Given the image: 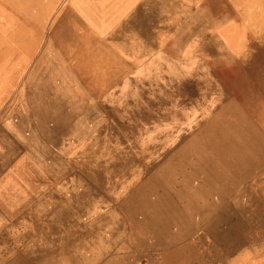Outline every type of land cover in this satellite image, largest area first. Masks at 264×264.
<instances>
[{"label":"rangeland","instance_id":"obj_1","mask_svg":"<svg viewBox=\"0 0 264 264\" xmlns=\"http://www.w3.org/2000/svg\"><path fill=\"white\" fill-rule=\"evenodd\" d=\"M25 107L0 264H264V0H0Z\"/></svg>","mask_w":264,"mask_h":264},{"label":"crops","instance_id":"obj_2","mask_svg":"<svg viewBox=\"0 0 264 264\" xmlns=\"http://www.w3.org/2000/svg\"><path fill=\"white\" fill-rule=\"evenodd\" d=\"M226 50H229L233 53L238 51L237 48H229L225 42V44H222L221 51L226 53ZM19 111H21L19 114H23L25 116V119H21L20 122L16 120V123H14L11 120L9 121L8 119L0 118V144L4 143L5 141L12 142L11 145L13 148L11 150L9 149L8 152H5L3 151L2 145H0V160L4 161L6 164L12 162V160L16 158V156L19 155L22 150H24V152L29 150V148L34 145L35 140L37 141L36 143H38V141H44L46 139V134H44L43 131L48 121L47 117H44L46 113L42 114V118H40V124L38 123L39 126L35 128L34 122L32 121L33 118H31L33 114L32 110L25 107L20 108ZM38 127L40 129H38ZM26 130L32 131L28 138L22 135V132ZM29 155H31V153H25V157L23 158L25 164H28L27 160L25 159ZM1 169L2 167H0V170Z\"/></svg>","mask_w":264,"mask_h":264},{"label":"bare ground","instance_id":"obj_3","mask_svg":"<svg viewBox=\"0 0 264 264\" xmlns=\"http://www.w3.org/2000/svg\"><path fill=\"white\" fill-rule=\"evenodd\" d=\"M124 12H125V11H124ZM192 16H193V15H192ZM9 32H10V31H9ZM56 52H57V51H56ZM49 53H50V52H49ZM57 57H58V56H57ZM73 63H74V62H73ZM112 75H113V74H112ZM39 89H40V88H39ZM47 89H48V88H47ZM42 91H43V90H42ZM75 95H76V94H75ZM76 96H77V95H76ZM79 96H80V95H79ZM77 98H78V97H77ZM80 99H81V98H80ZM57 109H59V112L61 111V110H60L61 108H57ZM51 111H52V110H51ZM60 113H61V112H60ZM62 122H65V123L68 124V123H69V120L64 118ZM3 136H4V135H3ZM5 140H6V139H5ZM5 142H6V141H5ZM11 149H13V148H11ZM11 149H10V150H11ZM3 162H4V161H3Z\"/></svg>","mask_w":264,"mask_h":264}]
</instances>
